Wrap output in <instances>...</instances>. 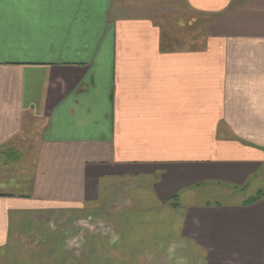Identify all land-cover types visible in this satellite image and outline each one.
<instances>
[{"label":"crops","instance_id":"crops-1","mask_svg":"<svg viewBox=\"0 0 264 264\" xmlns=\"http://www.w3.org/2000/svg\"><path fill=\"white\" fill-rule=\"evenodd\" d=\"M185 1L199 47L176 0H0V264H52L41 213L122 190L78 264H264V0Z\"/></svg>","mask_w":264,"mask_h":264},{"label":"rangeland","instance_id":"rangeland-1","mask_svg":"<svg viewBox=\"0 0 264 264\" xmlns=\"http://www.w3.org/2000/svg\"><path fill=\"white\" fill-rule=\"evenodd\" d=\"M165 18L172 36H176V47L190 48L203 45L210 21L205 13L192 9L185 0H176V12L166 13ZM118 194L119 196H114L110 203L98 209L100 214L97 215L101 217L87 211L76 212L74 215H69L68 219L63 217L61 219L54 211L41 213V218L37 220L36 232L30 231L31 233L22 237L21 240L27 243L28 248L33 247L37 251H46L52 264L60 263L61 254L58 250L62 246L66 247L68 252L65 253L68 254L70 262L78 264L83 257V248L87 238L92 233H98L104 240H107L110 235L114 243L119 242L120 237L117 230L119 225L116 220L112 219V216L124 212L127 208L121 200L124 196L123 190L116 192V195ZM103 217H110V219H103ZM24 238L28 240L23 241ZM65 256L63 255L62 259H65Z\"/></svg>","mask_w":264,"mask_h":264}]
</instances>
